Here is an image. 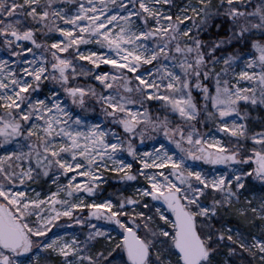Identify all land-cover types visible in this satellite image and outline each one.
<instances>
[{
    "label": "snow or ice",
    "instance_id": "snow-or-ice-1",
    "mask_svg": "<svg viewBox=\"0 0 264 264\" xmlns=\"http://www.w3.org/2000/svg\"><path fill=\"white\" fill-rule=\"evenodd\" d=\"M0 264H264V0H0Z\"/></svg>",
    "mask_w": 264,
    "mask_h": 264
},
{
    "label": "rangeland",
    "instance_id": "rangeland-1",
    "mask_svg": "<svg viewBox=\"0 0 264 264\" xmlns=\"http://www.w3.org/2000/svg\"><path fill=\"white\" fill-rule=\"evenodd\" d=\"M109 183H110V185H111V187H109V189H108V191L109 192H112L115 188H118L119 187V185L116 183V181L115 180H109Z\"/></svg>",
    "mask_w": 264,
    "mask_h": 264
}]
</instances>
